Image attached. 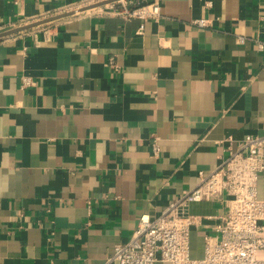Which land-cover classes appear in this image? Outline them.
I'll return each mask as SVG.
<instances>
[{"label": "crops", "instance_id": "0c3cea01", "mask_svg": "<svg viewBox=\"0 0 264 264\" xmlns=\"http://www.w3.org/2000/svg\"><path fill=\"white\" fill-rule=\"evenodd\" d=\"M83 1L0 0V36L36 25L0 37V264H105L229 139L264 135V0H159L156 20Z\"/></svg>", "mask_w": 264, "mask_h": 264}, {"label": "built area", "instance_id": "2783aa9c", "mask_svg": "<svg viewBox=\"0 0 264 264\" xmlns=\"http://www.w3.org/2000/svg\"><path fill=\"white\" fill-rule=\"evenodd\" d=\"M19 4L23 0H11ZM101 3L103 6L97 7ZM78 8L95 15H115L125 19L156 20L161 16L159 0L140 5L133 0H84ZM199 28L212 27L209 19L191 22ZM247 38L237 36L244 44ZM256 49L264 52V41H254ZM112 68L116 66L109 63ZM31 85L21 77V88ZM154 140L151 153L159 156ZM228 140L227 156L208 171H198V182L189 191L171 200L157 216L143 214L131 238L117 245L105 264H264V197H259V176L264 174V135L247 134L231 147ZM215 202L216 216L192 215L189 205ZM205 220L217 223L203 227ZM204 228V229H203ZM202 232V254L190 257V237Z\"/></svg>", "mask_w": 264, "mask_h": 264}, {"label": "rangeland", "instance_id": "374dc122", "mask_svg": "<svg viewBox=\"0 0 264 264\" xmlns=\"http://www.w3.org/2000/svg\"><path fill=\"white\" fill-rule=\"evenodd\" d=\"M190 257L198 258L202 254V232L199 230L196 234L190 237Z\"/></svg>", "mask_w": 264, "mask_h": 264}, {"label": "water", "instance_id": "95a60500", "mask_svg": "<svg viewBox=\"0 0 264 264\" xmlns=\"http://www.w3.org/2000/svg\"><path fill=\"white\" fill-rule=\"evenodd\" d=\"M104 4H106V3H101V4L97 5V7H99V6H103ZM144 4H145V2H144V3H140V5H144ZM34 26H36V25L26 26V27H24V28H20V29H17V30H12V31H10V32H8V33H6V34H2L1 36H6V35H9V34H14V33H17V32H19V31H22V30H25V29H27V28H31V27H34ZM1 36H0V37H1Z\"/></svg>", "mask_w": 264, "mask_h": 264}]
</instances>
